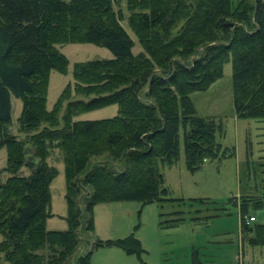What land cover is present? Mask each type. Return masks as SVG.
<instances>
[{
  "label": "trees",
  "instance_id": "16d2710c",
  "mask_svg": "<svg viewBox=\"0 0 264 264\" xmlns=\"http://www.w3.org/2000/svg\"><path fill=\"white\" fill-rule=\"evenodd\" d=\"M123 1L143 46L137 53L122 23L125 13L116 8ZM68 42L106 46L114 56L76 61L74 80L48 108L51 71L66 73L69 64L57 44ZM228 61L235 113L264 121V0H0V149L7 151L0 167V253L6 261L90 264L92 250H78L95 230L98 201L169 199L161 167L179 160L181 128L190 170L233 156L235 147L218 138L223 123L198 114L191 97L222 77ZM12 94L23 102L18 123L25 137L10 130ZM114 103L113 116L76 118ZM58 147L67 178L68 227L48 229L54 215L51 183L59 173L48 156ZM23 166L30 172L23 173ZM239 203L249 243L264 244V223L254 222L250 210L264 207V196ZM105 244L141 251L133 235L94 241L95 247ZM193 264H203L197 252Z\"/></svg>",
  "mask_w": 264,
  "mask_h": 264
},
{
  "label": "rangeland",
  "instance_id": "374dc122",
  "mask_svg": "<svg viewBox=\"0 0 264 264\" xmlns=\"http://www.w3.org/2000/svg\"><path fill=\"white\" fill-rule=\"evenodd\" d=\"M122 8V19L127 31L135 40L133 51L143 50L127 16L129 9L123 1L116 4ZM58 47L69 58L66 73L52 69L48 88L47 106L52 108L63 88L73 81V66L76 61L114 56L111 49L92 42L58 43ZM232 63L224 65V74L206 90L191 93L198 114L215 118L224 126V134L218 135L224 146L235 147V154L223 159L206 160L197 170H190L186 163V152L181 128V151L179 160L161 167L168 188L165 200L142 202L136 199L98 201L94 206L95 230L86 235L78 254L92 250L90 264H193L197 252L203 264H264V244L249 243L243 232L239 201L244 197L264 196V121L241 118L235 113L233 99ZM78 95V94H76ZM73 94V97L76 96ZM82 96V95H80ZM12 123L10 130L20 137L18 117L23 102L11 95ZM64 110V108H63ZM63 110L60 113L62 123ZM118 104H109L84 112L76 118H103L115 115ZM251 143L252 154L247 156V143ZM93 159H103L105 156ZM7 151L0 149V167L6 165ZM48 162L59 169L51 183V209L54 215L47 220L48 229H66L68 204L66 200L67 178L62 150L51 149ZM23 173H29L27 166ZM238 197V204L230 199ZM192 197H203L202 201H191ZM183 198L184 200L180 199ZM256 221L264 223V207L251 205ZM176 212H180L177 214ZM181 216L177 224H166L167 220ZM135 236L140 240V252H128L116 244L95 247L98 238L119 239ZM3 234L0 232V240ZM0 260L5 264L4 254ZM73 263V258L70 260Z\"/></svg>",
  "mask_w": 264,
  "mask_h": 264
},
{
  "label": "built area",
  "instance_id": "2783aa9c",
  "mask_svg": "<svg viewBox=\"0 0 264 264\" xmlns=\"http://www.w3.org/2000/svg\"><path fill=\"white\" fill-rule=\"evenodd\" d=\"M254 217L253 216H250V220L253 219Z\"/></svg>",
  "mask_w": 264,
  "mask_h": 264
},
{
  "label": "water",
  "instance_id": "95a60500",
  "mask_svg": "<svg viewBox=\"0 0 264 264\" xmlns=\"http://www.w3.org/2000/svg\"><path fill=\"white\" fill-rule=\"evenodd\" d=\"M31 158L33 157V155H29Z\"/></svg>",
  "mask_w": 264,
  "mask_h": 264
}]
</instances>
